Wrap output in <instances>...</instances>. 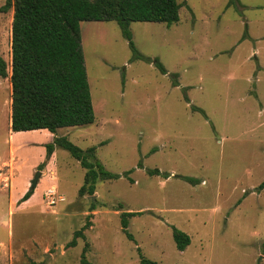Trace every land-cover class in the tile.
Segmentation results:
<instances>
[{"label": "rangeland", "instance_id": "obj_1", "mask_svg": "<svg viewBox=\"0 0 264 264\" xmlns=\"http://www.w3.org/2000/svg\"><path fill=\"white\" fill-rule=\"evenodd\" d=\"M177 1L180 21L169 27L131 23L142 59L115 21L81 23L95 122L55 135L9 127L14 9L0 13L9 74L0 77V264H81L85 249L92 264H140L141 254L158 264H264V0ZM56 136L96 147L120 178L80 197L86 170L63 148L47 156ZM124 212H140L129 219L135 241ZM174 227L191 238L185 251Z\"/></svg>", "mask_w": 264, "mask_h": 264}, {"label": "trees", "instance_id": "obj_2", "mask_svg": "<svg viewBox=\"0 0 264 264\" xmlns=\"http://www.w3.org/2000/svg\"><path fill=\"white\" fill-rule=\"evenodd\" d=\"M14 9L12 22V86L11 131L31 132L46 130L56 134L61 128L90 125L95 122V113L84 61L81 39V23L89 21H115L128 41L137 59H142L130 30L133 22L165 23L171 26L180 21L182 5L177 0H7L0 13ZM161 73L166 68L156 61ZM8 66L0 53V77L8 78ZM179 86L178 81L174 82ZM184 100L190 104L187 89ZM193 111L206 113L195 106ZM56 148H63L86 170L84 184L79 196L94 195L99 180H117L120 175L105 170L96 160V147L86 150L67 137L56 136L46 145L50 158ZM142 166V165H140ZM43 165L39 170H43ZM128 171L125 176L131 174ZM151 176L160 175L159 169L147 170ZM168 178V175H164ZM188 183L198 181L183 177ZM132 181V180H131ZM259 191L264 190V182ZM33 194L28 191L22 201ZM96 210L93 203L91 211ZM140 212H124L121 225L129 240V219ZM91 223L76 231L69 247H76L79 239H85V231ZM173 238L179 251L191 244V238L181 230L173 228ZM85 249L81 264H92ZM140 264H158L141 254Z\"/></svg>", "mask_w": 264, "mask_h": 264}, {"label": "water", "instance_id": "obj_3", "mask_svg": "<svg viewBox=\"0 0 264 264\" xmlns=\"http://www.w3.org/2000/svg\"><path fill=\"white\" fill-rule=\"evenodd\" d=\"M41 176H42V172H38L36 178H35L34 181H33L32 189H35V187H36V185H37V183H38V180H39V178H40Z\"/></svg>", "mask_w": 264, "mask_h": 264}, {"label": "crops", "instance_id": "obj_4", "mask_svg": "<svg viewBox=\"0 0 264 264\" xmlns=\"http://www.w3.org/2000/svg\"><path fill=\"white\" fill-rule=\"evenodd\" d=\"M11 94H12V86H11ZM11 102H12V98H11ZM8 124H9V127L11 126V108H10V118L8 119ZM42 132H47V133H50L46 130H40Z\"/></svg>", "mask_w": 264, "mask_h": 264}, {"label": "built area", "instance_id": "obj_5", "mask_svg": "<svg viewBox=\"0 0 264 264\" xmlns=\"http://www.w3.org/2000/svg\"><path fill=\"white\" fill-rule=\"evenodd\" d=\"M53 194H55V189H51V190H49V192L47 193V195H48L49 197L53 196ZM53 202H54V201H53ZM53 202H51V203H53Z\"/></svg>", "mask_w": 264, "mask_h": 264}]
</instances>
